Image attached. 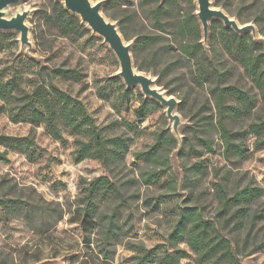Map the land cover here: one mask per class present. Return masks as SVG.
I'll list each match as a JSON object with an SVG mask.
<instances>
[{"label": "rangeland", "instance_id": "1", "mask_svg": "<svg viewBox=\"0 0 264 264\" xmlns=\"http://www.w3.org/2000/svg\"><path fill=\"white\" fill-rule=\"evenodd\" d=\"M55 2L59 1L21 0L6 7L8 18L23 10L29 12L25 24L31 47L21 46L19 32L0 31L4 43L0 50V81L16 76L21 79L23 88L31 90L43 79L48 80L47 75L41 77L40 71L45 74L56 68L77 71L80 79L67 74L52 81L83 101L105 136L124 134L131 138L130 148L124 167L112 174L94 159L74 162L75 137L69 133L63 134V141H57L43 125L13 123L6 113L0 112V134L33 137L36 156L33 162H29L25 156L11 152L10 162L0 163V195L19 198L31 209L28 213L19 209L8 214L0 207V264H134V246L153 248L165 243L179 207L198 205L206 217L211 218L215 214L217 201L213 183L218 180L217 171L219 178L228 170L232 172L227 181L230 191L250 180L264 190V149L255 150L254 138L248 137L244 141L248 149L244 157L223 154L217 132L206 125V117L212 122L216 118L208 85L200 87L193 84V62L185 59L180 51L181 43L191 37L198 39L202 50L209 57L219 59L220 68L230 71L226 83L242 85L258 98L251 119H264V102L260 100L258 90L242 67L221 49L216 20L210 21L208 38L204 43L196 4L193 15L199 32L194 30L184 34L178 26L190 11L186 0H104L102 13L117 25L124 41L132 46L135 70L150 76L158 89L177 100L175 113L180 117L177 137L173 134L165 107L157 101L158 106L150 105L145 119L136 117L139 93L144 97L140 88L125 87L117 75L119 61L103 38L90 30L77 40L62 34L55 21L58 11ZM254 2L233 0L231 14L228 15L237 20L235 10L240 5L250 6ZM212 4L215 6L213 0ZM159 6L162 7L161 25L153 17V10ZM262 7L257 2L255 7L244 10L242 16H254ZM249 23L254 24L257 31L255 40L264 52V22L261 25L253 21ZM144 34L158 35L160 39L134 52L133 48ZM126 90H129L127 94ZM128 125L133 126L132 130ZM158 130H168L177 140L169 154L171 186L167 172L158 171L156 174L153 172L157 169L155 165L136 157L153 143L154 132ZM197 136L212 139L213 151L203 149L197 142ZM189 141L201 155L187 151L186 143ZM184 145L185 151L181 154ZM195 162L206 166L204 174L186 172V168ZM148 173L155 175L150 183L142 179ZM99 176H108L121 185L124 198L99 201L97 211H89V225L92 222L94 227L85 235L81 225L85 218L81 198L88 182ZM188 176L191 181L187 180ZM109 217L114 226L106 239L104 229ZM261 234L264 239V230ZM105 246L108 257L102 252ZM179 246L188 250L184 244ZM189 253L190 256L181 264H195L194 254ZM240 262L264 264V247L240 256Z\"/></svg>", "mask_w": 264, "mask_h": 264}, {"label": "trees", "instance_id": "2", "mask_svg": "<svg viewBox=\"0 0 264 264\" xmlns=\"http://www.w3.org/2000/svg\"><path fill=\"white\" fill-rule=\"evenodd\" d=\"M186 2L190 11L180 22L178 30L184 34L192 33L194 30L198 33L199 28L193 15L196 10L195 1L186 0ZM213 2L215 6L231 14L233 0H213ZM257 2L263 5L259 12L257 11L254 16L243 17L242 12L255 7ZM55 6L58 10L55 21L62 34L71 40H77L89 33V29L77 16L65 10L62 3L55 2ZM161 8L159 6L153 10V17L158 25H161ZM235 11L237 20L241 24L253 21L261 25L260 23L264 22V0H255L250 6L240 5ZM214 23L218 25L221 35V49L230 60L242 67L253 87L258 90L260 100L264 102V52L260 43L253 39L250 32L238 35L231 29L223 28L220 21L216 20ZM159 39L158 35L144 34L138 39L133 51L152 45ZM3 46V39L0 38V50ZM202 49L199 40L192 37L180 45L184 58L193 62L194 70L191 72L193 84L200 87L208 85V93L214 101L216 118L212 122L206 117V125L212 126L217 132L223 154L244 157L248 153V149L244 146V141L248 137L254 138L255 150L264 149V119H251L258 98L242 85L226 83L225 79L228 74L230 75V71L220 68V60L215 56L209 57ZM45 73L40 71L41 77L47 75L48 80L43 79L31 90L21 86L19 77L13 76L5 81L1 80L0 112L6 113L13 123L43 125L50 136L57 141H63L65 132L74 136L76 163L85 159H94L112 174L121 170L125 165V156L130 148L131 138L124 134L105 136L87 111L83 101L62 90L52 81L55 77L67 74L80 79L81 76L77 71L56 68ZM128 91L126 90V94ZM139 98L140 105L136 109V117L143 120L150 110V105L157 107L158 104L154 100L144 98L140 93ZM235 126L238 128H234ZM132 127L128 125L130 130ZM197 142L207 152L213 151L214 141L209 137L197 136ZM176 143V137L168 130L155 131L153 143L139 152L136 157L155 165L157 169L153 172H167L171 177L169 154ZM34 144L31 136L0 134V163L8 164L11 152L21 154L29 162H33L36 159ZM186 147L187 151L201 155L190 141L186 143ZM184 151L185 145L180 153L183 154ZM186 172L192 175L204 174L206 166L195 162L186 168ZM230 174L232 172L229 170L220 178L218 171L215 174L218 177L213 183L217 209L211 218L206 217L198 205L188 204L179 207L177 219L167 234L165 243L153 248H146L143 245L134 246V264H181L183 259L190 256L189 251L194 254L195 264H241L240 256L264 247V239L260 236L264 230L262 201L264 190L250 180L230 191L227 185ZM154 177L153 173H148L142 179L150 183L154 181ZM171 180L172 177L169 180L170 186ZM187 180L191 181L192 178L189 177ZM113 198L123 199L124 195L121 185L110 177L99 176L88 182L81 198L85 211L81 225L85 235L94 227L92 222L89 225V211L91 213L97 211L99 201ZM18 199L4 198L0 195V207L8 214L18 212L19 209L28 213L31 210L30 206ZM113 226L114 222L109 217L104 229L106 239L112 232ZM179 244L186 245L188 250L181 248ZM102 252L108 257L106 246L103 247Z\"/></svg>", "mask_w": 264, "mask_h": 264}, {"label": "water", "instance_id": "3", "mask_svg": "<svg viewBox=\"0 0 264 264\" xmlns=\"http://www.w3.org/2000/svg\"><path fill=\"white\" fill-rule=\"evenodd\" d=\"M20 1L21 0H0V31L19 32V42L21 46L26 45L30 48L31 43L28 36V26L25 24V19L29 12L23 10L10 18L6 17V7ZM57 1L63 4L65 10L77 16L80 22L93 34H97L108 44L119 61L120 70L117 75L122 79L126 88L138 86L144 97L153 99L165 107V114L172 123L173 134L178 137L180 117L175 113L177 100L174 97H167L155 86L154 80L150 76L135 70L131 55L132 46L124 41L117 25L108 20L102 13L104 0L95 3H92L90 0ZM194 1L197 6L196 16L201 23L204 43H206L208 38L209 23L213 19L220 21L225 28L231 29L238 35L250 32L255 40L257 31L254 24H240L236 19L230 17L223 9L213 6L212 0Z\"/></svg>", "mask_w": 264, "mask_h": 264}]
</instances>
